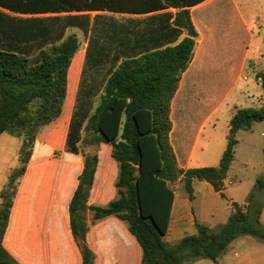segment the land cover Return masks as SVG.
Listing matches in <instances>:
<instances>
[{"label": "trees", "instance_id": "1", "mask_svg": "<svg viewBox=\"0 0 264 264\" xmlns=\"http://www.w3.org/2000/svg\"><path fill=\"white\" fill-rule=\"evenodd\" d=\"M201 1L0 0V137L23 138L19 163L0 191V264H34L11 239L24 207L29 224L41 217L47 233H56L58 248L65 249L57 264L67 261L71 238L81 264H220L237 238L264 240L256 192L245 204L232 203L220 230L196 220L195 234L167 240L174 185L181 183L191 201L198 181L223 195L237 133L264 121L263 93L260 108L234 113L218 166L180 165L171 142L172 102L194 58L199 33L190 8ZM72 29L89 41L66 153L58 158L38 136L60 118L75 85L71 71L81 42ZM257 79L264 91V70ZM178 114L177 122L187 120ZM256 189L264 190V178Z\"/></svg>", "mask_w": 264, "mask_h": 264}, {"label": "rangeland", "instance_id": "2", "mask_svg": "<svg viewBox=\"0 0 264 264\" xmlns=\"http://www.w3.org/2000/svg\"><path fill=\"white\" fill-rule=\"evenodd\" d=\"M120 20L139 18L130 14H112ZM77 34L81 47L74 59L71 75L75 85L68 92L63 113L60 118L45 126L38 139L41 143L53 148L52 154L62 158L66 153V132L76 105L81 73L85 64L86 48L89 37L80 29H72ZM251 58H258V71L264 70V47L262 51L251 49ZM104 75V70L100 76ZM232 81L214 74L201 75L197 82L189 81L184 90L177 96L173 108L190 115L192 108H219L203 132L196 151L198 158H204L210 166L215 167L228 144L229 125L233 113L242 108H260L263 105V88L253 70H246L238 78L235 88L227 96ZM175 119L177 118V113ZM236 138L235 157L229 174L225 180L223 195L218 194L213 187L205 182L196 185L194 207L200 220L213 231H218L227 223L231 213L230 199L237 203H246L250 194L256 192L257 202L263 208L261 221L264 225V190L256 189L257 180L264 178V121L256 122L249 130H240ZM23 138L4 133L0 137V191L8 181L12 169L19 163L20 149ZM84 151L96 153L94 146H83ZM79 158V157H78ZM176 192H184L181 183L174 185ZM1 203V199H0ZM196 220V219H195ZM174 237L171 242H176ZM238 256H235V253ZM220 264H264V240L246 235L232 242L229 250L219 260ZM193 264H216L209 259H199Z\"/></svg>", "mask_w": 264, "mask_h": 264}, {"label": "crops", "instance_id": "3", "mask_svg": "<svg viewBox=\"0 0 264 264\" xmlns=\"http://www.w3.org/2000/svg\"><path fill=\"white\" fill-rule=\"evenodd\" d=\"M167 11L176 12L175 9ZM190 12L199 37L193 61L183 75L176 96L184 90L189 81L197 82L201 75L207 74L230 78L233 83L226 94L229 96L238 78L246 70H253L255 74L261 72L258 71V58H251V49L255 48L260 52L264 47V0H203L192 6ZM174 100L171 114L173 121L171 142L180 165L185 169L209 167V163L204 158L197 157L196 151L208 122L214 118L219 108L216 106L214 108H192L187 120L177 122L173 108ZM181 114L182 111L179 110L178 115ZM59 187L61 188V185ZM55 193L57 195L58 191ZM217 193L222 195L220 192ZM55 198L57 196L54 197V201ZM194 200L191 201L183 191L176 192L171 226L167 235L168 241L171 242L173 237L174 240H180L188 234H195L196 220L203 223L195 210ZM234 202L233 199L229 201L231 213ZM54 206H56L55 202ZM17 213L19 218L16 219L17 223L14 226L16 228L11 238L16 251L20 256L34 260V264H57L59 254L65 249L58 248L56 233H47L48 227L45 226V221L43 222L41 217L32 225L29 224L27 207L17 210ZM87 217L93 229L94 224L90 212L87 213ZM66 249L65 264L82 263L81 252L72 238ZM235 256H238L237 252Z\"/></svg>", "mask_w": 264, "mask_h": 264}, {"label": "water", "instance_id": "4", "mask_svg": "<svg viewBox=\"0 0 264 264\" xmlns=\"http://www.w3.org/2000/svg\"><path fill=\"white\" fill-rule=\"evenodd\" d=\"M133 163H134V164L137 163L136 157L133 159Z\"/></svg>", "mask_w": 264, "mask_h": 264}]
</instances>
